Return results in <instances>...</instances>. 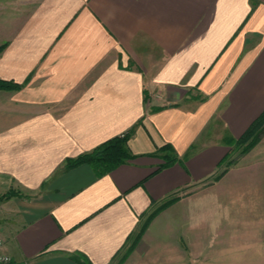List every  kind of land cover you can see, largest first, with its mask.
<instances>
[{"label":"crops","instance_id":"0c3cea01","mask_svg":"<svg viewBox=\"0 0 264 264\" xmlns=\"http://www.w3.org/2000/svg\"><path fill=\"white\" fill-rule=\"evenodd\" d=\"M1 46L0 79L24 84L0 91V198L22 195L7 200L14 264H208L209 242L220 264L241 244L264 253L256 182L236 186L247 218L228 234L222 212L186 210L194 188L223 191L208 181L225 138L264 112V0H0ZM132 129L126 164L65 168ZM167 145L178 160L162 168Z\"/></svg>","mask_w":264,"mask_h":264},{"label":"rangeland","instance_id":"374dc122","mask_svg":"<svg viewBox=\"0 0 264 264\" xmlns=\"http://www.w3.org/2000/svg\"><path fill=\"white\" fill-rule=\"evenodd\" d=\"M236 140L237 139H233V138H230L229 140V137L225 138L224 142L229 143V145L233 147L232 150L230 151V158H229L230 159L229 163L231 162V164L225 166L224 168L221 167V169L218 168L217 172L212 177V179L208 181L209 185H214L216 182L225 180L222 187L223 191H221L220 193L218 192L217 194L214 188L205 189L202 192H198L200 189L194 188L191 191V194H189L190 192L187 194L191 196L192 202L188 203V206H186V210H189L190 208L191 212L194 213L197 211L207 212L208 214H214L220 212L223 213L224 215L223 223L225 224L228 223L230 225L228 228H226V225L222 226V229L219 230L220 235L221 234L225 235L232 231V227H235L233 226L235 219H236L235 221H238L237 219L247 218L246 210L242 209V204L240 202H238L237 204L236 202L237 198L242 197L244 193L241 192L240 190H236V186L245 188L248 186V184H251L252 181L256 182V187L252 188V190H255L256 192L252 194H255L257 199L259 198L264 199V133L261 134L259 141L251 149H249L247 152L244 153L243 151L246 149L248 143H245L243 145H238L236 144ZM222 171L224 173L221 176H219L216 180L215 179L216 174H220ZM257 183H262V184L260 185ZM217 196L219 197V200L217 201H220V203H216V199L218 198ZM178 197H180L179 194L174 195L173 198H175V200L169 205L162 208L158 213L166 211L177 200H179ZM205 199L207 200L206 201L207 203L204 202ZM163 202H161L159 206L162 205ZM259 205L262 207L264 206V204H259ZM255 211L256 213L254 214L251 213L253 218H257L258 216H263L262 214H264V212L263 213L260 212L259 214L257 213V210ZM10 212L11 210L9 209V204L7 200H3L0 203V232L6 244H7V239H6L7 237L5 231L11 227V223L13 222V220L11 219L12 215ZM157 214L155 216H157ZM232 218H234V220H232ZM210 233H211V228L208 227V234ZM209 236L210 238L212 237L214 239V235H209ZM241 246H242L241 250L239 249L238 253H234L231 250L226 251L227 253H225L224 257L227 260H225L223 264H233L232 257H236L234 254H236L238 257L241 258V259L239 258L237 264H240L241 262L245 263L246 260L244 261L242 259L246 257H248L247 259L251 264H255L256 262L259 263L258 261L264 262L263 261L264 253H258L255 251H253V253L241 252L244 251L245 248L250 247V245L241 244ZM214 248L215 247L212 245V242H209L207 250L205 249V251L202 252V254L208 258L206 259L208 260V264L221 263V261L218 260L215 261L213 258L215 256ZM195 249L197 250V252H199L198 250H200V246L196 245ZM192 253L194 255L196 254L195 251ZM205 257L202 259L205 260ZM199 261L200 259H197V261H193V263L194 264L199 263Z\"/></svg>","mask_w":264,"mask_h":264},{"label":"trees","instance_id":"16d2710c","mask_svg":"<svg viewBox=\"0 0 264 264\" xmlns=\"http://www.w3.org/2000/svg\"><path fill=\"white\" fill-rule=\"evenodd\" d=\"M4 46L0 47V52L3 50ZM24 87V84H18L14 81L2 80L0 79V91H19ZM264 133V112L263 114L250 126V128L245 132V134L236 140V144L243 145L248 143L246 149L243 151L247 152L251 149L260 139L261 134ZM134 134V129L124 133L123 135L116 136L98 147H96L93 151L84 153L79 155L76 158L68 159L65 168L71 169L77 166L87 164L93 168L96 175L98 177L104 176L119 166L126 164L130 160L134 159L136 156L132 153L129 147V140ZM233 147H231L232 150ZM158 152L166 153L164 156L165 165L162 168L173 165L177 162L178 157L171 156L170 152L172 149L169 145L162 147L158 150ZM230 152L223 159V161L219 164V169L224 168L229 163ZM227 169V168H225ZM224 172L222 171L220 174H216V180L219 176H221ZM22 196L18 191L11 189L7 193L3 194L0 198L1 201L9 200L13 197ZM175 200V198L170 197L162 205L158 207H153L151 209V213L148 215L146 221L141 226V232L146 229L150 221L154 218V216L165 206L169 205Z\"/></svg>","mask_w":264,"mask_h":264},{"label":"built area","instance_id":"2783aa9c","mask_svg":"<svg viewBox=\"0 0 264 264\" xmlns=\"http://www.w3.org/2000/svg\"><path fill=\"white\" fill-rule=\"evenodd\" d=\"M12 257L6 250V242L0 232V264H12Z\"/></svg>","mask_w":264,"mask_h":264}]
</instances>
